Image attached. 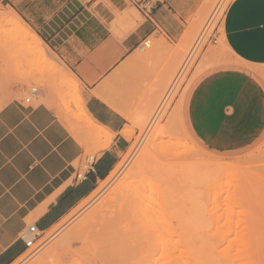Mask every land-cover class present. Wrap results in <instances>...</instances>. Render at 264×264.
Listing matches in <instances>:
<instances>
[{"label": "crops", "instance_id": "0c3cea01", "mask_svg": "<svg viewBox=\"0 0 264 264\" xmlns=\"http://www.w3.org/2000/svg\"><path fill=\"white\" fill-rule=\"evenodd\" d=\"M192 3L149 0L153 9L144 16L135 0H0V16L35 33L77 81L91 121L111 135L104 148L107 138L90 136L84 122L71 131L49 86L34 88L31 104L19 99L27 87L0 91V264H15L29 250L22 235L30 226L50 230L115 170L130 143L123 134L133 112L127 100L156 97ZM151 37L165 41L140 56L138 46ZM222 40L238 66L202 75L185 116L198 142L232 154L264 134V85L251 70L264 66V0H233ZM89 136L97 141L90 153L83 143Z\"/></svg>", "mask_w": 264, "mask_h": 264}, {"label": "rangeland", "instance_id": "374dc122", "mask_svg": "<svg viewBox=\"0 0 264 264\" xmlns=\"http://www.w3.org/2000/svg\"><path fill=\"white\" fill-rule=\"evenodd\" d=\"M192 1L194 3L191 7L192 13L186 21L182 37L173 49L171 66L167 69L166 78L154 93L156 97L127 100V104H131L133 110L129 118L131 127L128 128L131 137L129 138V148L121 158L119 163L121 166L118 171L99 183L95 192L57 225L42 233L36 244L15 264H43L45 260L46 264H53L60 247L74 234L73 232L77 228L79 229L83 223L97 222L103 205L115 192L119 191L125 179L130 177L129 174L135 177L136 170L133 171L136 167L135 164L137 165V161L140 160V157L142 158L141 155L145 154L144 149L156 136L154 139H157L155 140L158 149L156 151L157 159L159 158L160 161L157 159L152 161V169H147L149 173L143 172L144 175L142 174L143 177L145 176L143 183L137 185L133 193L122 197L114 209L118 210L121 207L131 209L137 206L149 210L152 214L162 200L172 201L186 209L185 226L187 230L184 231V238L187 250H192L193 247L199 250V253L194 251L192 255H189V258L187 257L186 264H199L201 253L215 256L214 251L217 254L221 252L231 254L235 258L231 264H264V134L253 146L245 150L232 154L215 153L195 139L190 132L185 116L189 93L202 75L214 70L238 66L222 40V19L233 0ZM21 31L20 25L0 16V62L2 64L0 66V91L8 87H27L28 92L19 98L24 101L25 98H28L31 89L41 86L51 87L59 96L60 120L71 131L78 133V123L84 120L83 101L78 86L66 85L65 81L61 79L57 72L60 63L46 47L48 63L39 62L40 52L30 54L29 41L26 35L22 36ZM149 40L151 47L144 52H139L140 56L152 53L157 42L165 41L163 38L156 40L154 37ZM258 69L251 70L257 74L264 85V66ZM11 98L12 94H9L4 100ZM66 120H70L71 124H68ZM83 143L89 146L87 152L90 153L97 141L94 139L83 140ZM170 143L171 145H168ZM190 143L193 144L192 147ZM166 145L169 146L168 149ZM176 147L180 154L179 152L175 153L177 152ZM181 149L184 153H181ZM167 150H170L171 156L169 152H166ZM189 150L192 151L187 152ZM173 152L176 155H173ZM200 154L204 157L207 156L200 160ZM190 157L193 160L189 159ZM206 158L208 161L217 162V164H220L221 161V164L230 166L221 171L223 173H218L216 177H212V174L206 176L205 168H201L203 170L200 172L201 162H208L205 160ZM157 161L161 165V167L158 165L159 168L155 167L156 165L153 166V162ZM165 161L168 164L170 162L178 163L170 168H175V171L169 170L166 174L168 166ZM180 162L182 163L181 167L185 164L184 162H187L185 165L193 166H189V168L185 166L186 168L183 169L180 167L176 176V167L180 166ZM190 168L191 173L189 172ZM194 168L199 171L195 173L196 169ZM228 168L229 170H227ZM86 169L85 164L80 167L81 176ZM144 170L146 171V168ZM137 173L140 172L137 171ZM181 173H186V175L183 177ZM179 175L183 177L181 182L178 180ZM194 175L199 180L195 179ZM160 221L157 224L158 231L164 222L162 219ZM170 221L172 222L163 230L169 235L170 244L174 247L178 239V231L174 220ZM73 242L74 249L82 248L79 242ZM246 253L249 258L240 261L242 258L240 255ZM84 261L82 264H91L90 259Z\"/></svg>", "mask_w": 264, "mask_h": 264}, {"label": "bare ground", "instance_id": "6f19581e", "mask_svg": "<svg viewBox=\"0 0 264 264\" xmlns=\"http://www.w3.org/2000/svg\"><path fill=\"white\" fill-rule=\"evenodd\" d=\"M219 9L221 10V8H219ZM10 21L21 26L22 36L26 35L27 40L29 41V52H30V54L40 52L41 57L39 58V62L40 63L41 62L42 63L43 62L48 63L49 58L47 57V54L45 52L44 44L35 35V33H33L29 28L25 27L24 25H21V23H19V21L16 18H12V19H10ZM207 27H209V26H207ZM228 49L229 48H227V50ZM229 50H228V53H230ZM214 53H215V51H214ZM207 54H209V53H207ZM221 54H220V56H221ZM192 55L194 56V54H192ZM206 56H205V58H206ZM217 56H218V54H217ZM229 58H230V56H229ZM224 59H226V58H224ZM229 61H230V59H229ZM206 65H208V64H206ZM213 65H215V64H213ZM57 72H58L59 76L61 77V79H63L65 81L66 85L74 84V85L78 86V83L74 79V77L65 73L62 68L57 67ZM82 110H83V115H84L83 122L85 123V126L88 130L89 135L92 136L93 138H103V137L107 138V141L104 144V148L107 147L109 145V142H110L109 140L111 138L110 133L108 131L94 125V123L91 121V119L89 118V116L87 115V113L85 111L83 102H82ZM178 110H179V108H178ZM66 121L68 124H71L70 120H66ZM178 128H179V126H178ZM123 132H124L123 133L124 136L127 139H129L131 137V133L128 131V129H126V131H123ZM179 134H180V132H179ZM156 137H153V139L149 142V144L144 149L145 154L141 155L142 158L140 157V160L138 159L141 162L137 161V165L135 164L136 167H134L135 169L133 168L134 169L133 171L136 170L135 171L136 175H134L135 177H133L132 174H129L130 177L125 179V181H124L122 187L119 189V191L115 192L113 194V196H111L109 198L108 202L105 203V205L106 204H108V205H106V206L103 205V208L101 210V214L99 215V218H98L99 220L97 222L89 223V221H88V223H85V224L83 223L79 229L77 228L75 230V232H73L74 234L71 237H69L67 242L60 247L59 253H57V255L55 256V261L53 262V264H82L83 263L82 261H84L85 259H90L91 264H186L187 257L189 258V255H192V252L196 251L197 253H199V250L196 249L195 247H193L192 250H187L186 242H185L186 240L184 238V235H185L184 231L187 230L186 226H185L187 219H186V209L183 206L178 205V204H174V203H172V201L167 202L165 200H162L159 207H157L155 209L154 213H152V214H150L149 210L141 209L137 206H134L131 209H127L125 207H121L118 210L114 209L116 206H118V202H119V200H122V197L129 195L131 192L133 193L134 188L137 187V185L143 183V180L145 178V176L143 177V175H144L143 172L147 173L148 170L152 169V161H156V159L158 157V154L156 152L158 149H157L156 142H155V140H157V139H154ZM182 137H183V135H182ZM180 138H181V136H180ZM184 140H185V138H184ZM174 141H175V139H174ZM179 142L181 143V139L179 140ZM179 142L177 141L176 143L178 144ZM185 144L188 145V143H185ZM168 145H171V143ZM191 145L193 146V144L190 143V146ZM177 147H176V149H177ZM184 147H187V146H184ZM168 148H169V146H167V149ZM178 148L180 149V147H178ZM179 149H177V152H175L176 154H178ZM183 149H185V148H183ZM186 149H188V148H186ZM131 150H130V152H131ZM170 150L172 151L171 148H170ZM170 150L169 151L167 150L166 152L167 153L169 152V155L171 156ZM174 150H175V148H174ZM180 151H181V153H184L182 151V149ZM191 151L189 150L187 152H191ZM197 151H198V149H197ZM162 153H164V152H162ZM175 153L173 155H176ZM179 154H180V152H179ZM200 157H201L200 160L205 158L204 155L201 156V154H200ZM207 158L205 160H207ZM184 159H185V157H184ZM189 159H192V158L190 157ZM157 160L160 161L159 158ZM186 160H187V158H186ZM161 161H164V160H161ZM187 161H189V160H187ZM199 162H201V161H199ZM156 163L153 162V166L156 165L155 167H158V165H160L159 164L160 162L158 163V161H157ZM170 163L168 164L166 162V165L168 167L165 166V164H164V166L167 167V169H168L166 171V174L168 173L169 170L171 171V170L175 169V168L170 169L175 164L174 162L171 164ZM184 163L186 164L187 162H184ZM197 163H198V160H197ZM201 163H200L201 167L198 164L200 169L205 168V170L207 172V173L205 172L206 176L212 174V177L218 176L217 175L218 173L220 174L221 171L225 170L227 167L230 166V165L227 166V165L221 164L222 163L221 161H220V164L219 163L217 164V162L216 163L211 162L210 160L208 162L202 161ZM177 164L178 163H176L175 166ZM181 164L182 163L180 162V164H179L180 166L178 168L176 167V169H177L176 176L178 175V170L180 171ZM185 164L183 165V167H181L182 169L186 168L185 166H187V168H189V166H191L190 164H189V166L185 165ZM120 166H121V164H118L110 176L114 175L118 171ZM160 167H161V165H160ZM145 168H146V171L144 170ZM194 169H196V170H194L195 173H197L196 171H199V169H197V168H194ZM203 169H201L200 172H202ZM159 170L161 171V168ZM227 170H229V168ZM137 171L140 173H137ZM156 171L158 172V170H156ZM189 172L191 173V168H190ZM135 173H133V174H135ZM221 173H223V172H221ZM179 174H180V172H179ZM192 174H190V175L192 176ZM199 174H202V173H199ZM199 174H197V175L199 176ZM181 175L182 176L186 175V173L185 174L181 173ZM181 175L178 176V180L180 182L182 181V178L184 177V176L181 177ZM195 175H194V177H195V179H197ZM197 180H199V179H197ZM208 181H210V180H208ZM262 208H263V206H262ZM97 217H98V215H97ZM161 219L164 222L161 224L160 231H158L157 230V224L159 222H161L160 221ZM170 220H174V222L176 223V226H177V231H178V237H177L178 239L176 240V245L174 247L170 244L171 239L169 238V235L167 234V232H165L163 230V228L165 229V227L169 223L172 222ZM73 241H76L77 243L79 242L82 245V248L81 249H74L73 248L74 247ZM75 245H76V243H75ZM214 253H215V256L205 255V254L201 253L199 256V258H200L199 264H231L235 260V258L231 254H229L228 252H221V253L217 254L216 251H214ZM82 255H84V256H82ZM209 256H210V258H209ZM240 257H242V258L240 259ZM240 257H239L240 261H245L249 258V255H247V253H246L244 255H240ZM45 262H46V260H45ZM45 262L43 264H46ZM84 262H86V261H84Z\"/></svg>", "mask_w": 264, "mask_h": 264}, {"label": "built area", "instance_id": "2783aa9c", "mask_svg": "<svg viewBox=\"0 0 264 264\" xmlns=\"http://www.w3.org/2000/svg\"><path fill=\"white\" fill-rule=\"evenodd\" d=\"M149 0H135V6L138 10L144 15L148 16L151 14L152 6H147ZM151 47V41L149 39L143 40V42L138 46L139 52H144L145 50ZM36 89H31L28 98L24 99L25 104H31L32 95L35 94ZM42 232H39L36 227L30 226L28 230L22 235L23 239H25V245L27 249H30L32 246L36 244Z\"/></svg>", "mask_w": 264, "mask_h": 264}]
</instances>
